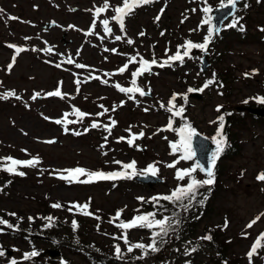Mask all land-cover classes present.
Wrapping results in <instances>:
<instances>
[{
    "label": "rangeland",
    "instance_id": "obj_1",
    "mask_svg": "<svg viewBox=\"0 0 264 264\" xmlns=\"http://www.w3.org/2000/svg\"><path fill=\"white\" fill-rule=\"evenodd\" d=\"M120 1L108 0L109 9L96 17L93 8L105 0H0V165L5 163V157L40 161L35 167L21 166L23 176L0 177V218L24 222L31 217L41 223L51 214L65 222L56 232L86 246H67L39 233L29 238L19 233L10 235L0 225V250L5 253L0 256V264L13 260L20 264H166L163 259L178 257L179 252L171 248H167V255L159 251L148 259L138 250L130 258L114 256L116 246L125 251L129 244L147 237L142 228L131 229L126 244L124 230L117 225L132 220L133 214L145 213L141 205L153 193H168L176 182L177 169L195 166L194 160L180 159L182 152H173L171 144L179 138L176 132L165 130L169 118L165 108L173 91L181 97L187 95V101H177L181 106L186 104L185 119L211 140L220 124L218 117L223 115L225 119L230 115L231 119L235 115L230 132L237 137L240 152L217 159L223 167V184L207 221L219 227L224 242L230 245L226 254L232 261L264 264L260 252L253 255L251 262L247 255L255 238L257 241L264 234V181L257 179L264 172V116L244 114L242 118L234 109L245 101L264 97V0H240L234 23L242 17L247 34L239 35L242 31L229 28V21L225 22V30L212 34L207 50L212 63L205 71L200 68L201 53L193 54L192 63L155 68L143 80L150 95L142 97L126 92L123 97L111 81L103 82L110 80L104 70L120 63L129 52L168 56L169 49L184 37L203 43L209 26L203 23L208 19L202 16L203 8H215L222 0H153L124 19L123 31L112 20L113 8ZM104 19L109 20L111 34L104 31ZM116 36L122 39L116 40ZM17 46L25 50L17 54ZM114 48L113 54L110 49ZM69 58L73 63L66 61ZM76 64L85 67L77 68ZM96 74L103 80L94 78ZM209 80L214 82L199 92V98L188 92ZM47 90H59L63 98L48 96ZM10 91L16 95L3 98ZM71 104L86 115L79 116ZM218 106H222L220 111ZM64 113L66 118L61 117ZM230 119L224 126L226 135ZM93 123L98 127L93 128ZM140 132L143 137L129 145L128 139ZM133 161L135 168L129 171L135 174L146 172L149 165L158 169L159 179L152 187L132 180L131 175L86 184L60 178L67 176L64 170L76 168L105 173L122 171V164ZM176 161L179 162L175 167H167ZM193 175L202 176L199 170ZM57 203L62 207H52ZM74 204H88L86 211L92 215H84L76 208L69 211ZM118 210L123 211L114 219ZM73 219L79 222L75 230ZM253 220L256 223L247 227ZM198 231L201 235V229ZM176 239L172 236L165 242ZM178 245L187 252L181 243L174 248L178 249ZM33 246L38 255L25 259L26 253L33 252ZM260 247L264 248V239L260 240L258 251ZM47 248L58 254H39ZM95 251L100 256L93 261L90 255H95ZM215 253L211 249L199 251L196 258L202 264H215ZM190 258L183 255L178 264H188Z\"/></svg>",
    "mask_w": 264,
    "mask_h": 264
},
{
    "label": "snow or ice",
    "instance_id": "obj_2",
    "mask_svg": "<svg viewBox=\"0 0 264 264\" xmlns=\"http://www.w3.org/2000/svg\"><path fill=\"white\" fill-rule=\"evenodd\" d=\"M153 0H123V4L122 6H118L115 8V15L112 17L113 20L117 21L120 25V29L121 31L124 30V19L125 17L130 14L134 8L138 7V6H142V5H147L149 3H152ZM206 2V0H205ZM238 3V0H227V4L225 5L223 0L221 2V7H226V6H230L232 8H235V5ZM110 7L108 0H105V3L103 4L102 7H98L95 9V16L99 17L101 13L105 12L106 10H108ZM211 11L210 7H205L203 8V12L204 13H209ZM12 19H16L15 17H12ZM158 19V18H157ZM101 23L103 24L104 27V31L108 34H111L112 29L109 27V20L108 19H104L101 21ZM203 23L208 24L209 20L206 19L203 21ZM95 25H93L94 27ZM229 27H236V23L230 24ZM242 30V28H241ZM208 36L205 37L203 43H194L192 41H187L186 44L183 46L185 48V50L183 51V54H181V52L178 50L176 52L175 55L169 57L170 61H179L180 63L184 62V58L185 57H190V52L192 49H201V50H207L208 45L211 41V37L213 34V28H209L208 29ZM143 34V33H141ZM116 40H120L122 39L121 36H116L115 37ZM128 43L131 44L132 41L128 40ZM10 47H15L10 45ZM25 49L23 48H17V54H19L20 52L24 51ZM46 51H51V49H46ZM113 51H115L113 49ZM15 60V57L13 58V61ZM132 61H135V57H132ZM130 61V62H132ZM68 63H73V61L71 60V58L68 59L67 61ZM157 62L155 59H153L151 62L144 60L141 57L140 60V64H141V68L138 69L137 71L133 72L132 75L133 77H137L143 74V72H148L150 71V66L151 65H155ZM167 63V61L165 62ZM163 66V65H160ZM12 64L8 65V68L11 69ZM57 67H59V65H57ZM77 68H83L85 67V65H81V64H76ZM128 68V65L125 64L124 67H122L119 71L122 73L124 72L126 69ZM247 75V74H246ZM214 81L213 80H209L206 81L205 84L199 88V89H192L189 88L188 92H203L206 88L209 87L210 84H212ZM80 82L77 81V84H79ZM106 83V81H105ZM133 84L136 83L135 79H133L132 81ZM116 87L121 91V92H138L141 96L146 95V93L143 91L142 88L140 87H136V88H122L119 85H116ZM16 93L14 91H10L7 93H4L3 98H7L8 96H15ZM47 95L49 96H59L61 98H63V94L59 91L56 90L54 92H50ZM181 95V94H173V96L170 98L169 102H168V107H167V111L173 113L174 116H178V117H182L183 114V106L179 107L177 109V105L175 103L177 96ZM19 98V97H17ZM35 98V97H33ZM184 99L185 101H187V95L184 94ZM258 102L260 103H264V97H260L257 98ZM247 101H245L246 103ZM161 107H165V105L161 104ZM222 106H218L217 107V111H220V108ZM78 115L83 117L84 115H86L85 113L80 112L78 109L76 110ZM47 119V117H46ZM218 121L220 122L219 127L217 129V133L216 135L212 138L213 142L216 145V150L215 152L212 154L211 160L209 161L208 167L205 168L204 166H202L201 164L197 163L195 166L191 167V168H186V169H177L176 172V179L183 181L185 180V178H188V182L184 185H178L176 189H174L170 194L167 195H161V196H157V197H152L151 200L154 202V207L160 208L162 207L159 202L161 200L163 201H167L171 204H179V206L187 209V207L191 204L192 201L196 200V196L198 194V190L203 187L204 185H212L214 183V167L216 164V160L219 158L220 154L224 152L225 147L227 146V137L224 134V116L221 115L218 117ZM57 124H60L61 121L60 120H56L55 121ZM113 125H115V121L112 122ZM92 127H98V125L96 123L92 124ZM168 128L171 129L172 128V123L171 121L169 122ZM65 131H67V128L65 129ZM110 129H109V133H110ZM178 134L180 136V139L178 142L176 143H172L171 144V148L173 150V152H182V155L180 156V159L182 160H191L193 159L194 156V151L192 149V140L193 137H195L197 135L196 130L194 128H192L190 125L185 124L183 127L179 128L178 130ZM75 134H79V133H75ZM144 133L140 132L137 135H133L132 138L128 139V143L129 145H132L135 139H138L140 137H143ZM107 139V138H105ZM121 140L124 139L123 137L120 138ZM106 154V153H105ZM3 161L5 162L3 165H0V167L3 168V170L8 171L9 173L12 174H16V175H25L24 172L22 171H17V167L18 166H27V167H35L40 161L39 158H33L32 160H28V161H20L17 160L15 158L12 157H5L3 158ZM179 161L174 162L173 164H168L167 167H175V163H178ZM114 163L117 164H121L122 162L120 161H114ZM135 168V161L127 163V164H122V171H114V172H108L105 173L103 171H88L86 169L83 168H76V169H70V170H64L67 172V176L61 175V179H66L74 182H78V183H92L95 181H99V180H116V179H122V178H127L129 176V171L128 170H133ZM199 169V171L201 172H205L207 178L204 180H199L197 179L193 174L195 172H197V170ZM146 172L150 173L151 175H156L158 169L155 167V165H149L147 169H145ZM132 175H134L135 173H131ZM86 177V179H80V177ZM257 179L260 181H264V172L258 174ZM140 200L143 201L144 198L140 197L138 198ZM187 199L189 201L188 205H185L183 203V201ZM199 203H202V201H198ZM52 207L54 208H60L62 207V205H60L59 203L57 204H53ZM89 207L88 204H84V205H79V204H74L72 205L71 208H69V211L72 210V208H76L78 210L83 211L84 215H92V213L86 211V209ZM123 210H118L117 215L114 219H118L121 215ZM9 215H15V213H9ZM157 217V212H149V213H144L141 215H137L134 216L132 218V220L130 221H121L120 224L117 225V227H120L121 229L124 230V235H123V239L124 242L127 244L128 243V236L127 233L129 230L131 229H136V228H144V229H148L152 231V243L150 245H144L142 243H136L134 245H131L128 249V251H132L133 248H140V249H147L150 248L152 251H158V247H157V237L160 238L159 242L160 243H164L165 242V237L168 236L170 229H172L173 224H179V219L176 218V213H173V216H163L162 218H156ZM32 218L29 217V220H31ZM47 219L51 220L52 217H48ZM259 219V217H257V220ZM256 223V220H253L252 222H250L247 227H252L253 224ZM0 225L6 226L7 228H16L18 226H14L12 224H10L8 221L0 218ZM72 225L73 228L75 230V228L77 227V223L75 220L72 221ZM225 226H227V222L225 224ZM0 231H3V228H0ZM202 239H207V240H211V236H206L203 237ZM264 239V234H261L260 237L257 238V241L254 242L252 248L250 249V251L247 253L249 260L251 262V258L253 257V255L257 254V247L260 243V240ZM196 249L193 248L191 251H195ZM120 247L116 246V253L119 254L120 253ZM5 255L3 250H0V256ZM38 255V253L36 251L29 253H26L24 258L25 259H29L30 257H34ZM11 264H17V262L15 260L11 261Z\"/></svg>",
    "mask_w": 264,
    "mask_h": 264
},
{
    "label": "trees",
    "instance_id": "obj_3",
    "mask_svg": "<svg viewBox=\"0 0 264 264\" xmlns=\"http://www.w3.org/2000/svg\"><path fill=\"white\" fill-rule=\"evenodd\" d=\"M240 152L239 148V141L237 137L234 135L228 133L227 134V146L225 147V150L223 152V155H232V154H238ZM216 178L214 180V183L212 185H204L198 190V194L196 196V200L192 201L191 204L187 207V209L179 206V204H171L167 201L161 200L159 204L162 206L160 208L154 207V202L150 200H146L142 205L141 208L145 209L146 213L149 212H157V216L163 217V216H173V213H176V218L179 219V224H173L172 229H170L169 234L166 239L169 237L176 235L178 236L179 243L182 244V246H188L189 249L195 248V251H205L208 249H211L216 252L214 262L215 264H221L223 260H227L229 264H239L237 261H232L233 258H230L227 256L226 252L229 249V243H225L223 240V236L221 235V232L219 231L218 226H213L211 223H209L208 218L211 216V213L213 212V204H214V198L215 195L220 190L223 182L220 179L221 174L223 172V167L221 164H218L216 166ZM0 177H5V173L0 171ZM187 183V182H186ZM198 201H202V203H199ZM185 205L189 204V201L185 199L183 201ZM62 222H58L54 224L49 221V224H46L41 229H32L31 231L39 230L43 232L44 234H48L50 236H53L57 238L58 240H61L63 244H69V245H78L82 247H86L84 243L78 244L75 243L72 240V237H69L67 235H61L56 232L57 227L59 225H62ZM28 228H31L30 226L25 227L22 225V227L18 226V229H22L23 231H29ZM201 229L202 234L199 235L198 231ZM146 230V229H145ZM148 231V230H146ZM150 231V230H149ZM152 232V231H151ZM14 233V232H11ZM211 236V240L202 239L203 237ZM159 238V237H158ZM150 244L152 243V236H149ZM160 240V238H159ZM83 242V241H82ZM148 243V244H147ZM144 245H150L149 242L142 243ZM168 243H160L157 244L158 249H164L167 248ZM140 253L143 255H152L155 251H152L150 248L147 249H139ZM143 253H142V252ZM259 252L264 255V248L260 247ZM127 253V254H125ZM124 255L126 257H131L132 251L125 252ZM145 255V256H146ZM180 256V255H179ZM176 260H173V263L176 264ZM197 263L202 264L196 257L191 258L189 264ZM178 264V262H177ZM184 264V262L182 263Z\"/></svg>",
    "mask_w": 264,
    "mask_h": 264
},
{
    "label": "water",
    "instance_id": "obj_4",
    "mask_svg": "<svg viewBox=\"0 0 264 264\" xmlns=\"http://www.w3.org/2000/svg\"><path fill=\"white\" fill-rule=\"evenodd\" d=\"M235 8H232L230 6L226 7H220L217 8L214 11L213 14V22H214V30L217 31L221 23L224 19H226L229 15H231L234 12ZM203 61H205V56L202 58ZM252 112H264V109H254V108H247ZM193 149H194V156L196 157L199 164L204 166L205 168L208 167L209 161L211 160V151L216 148V145L210 143L204 136L197 134L195 137H193L192 140ZM135 179L140 181H155V178L151 177L150 175H142L135 177ZM50 255L56 254V250L47 249V251ZM18 264V263H17Z\"/></svg>",
    "mask_w": 264,
    "mask_h": 264
}]
</instances>
